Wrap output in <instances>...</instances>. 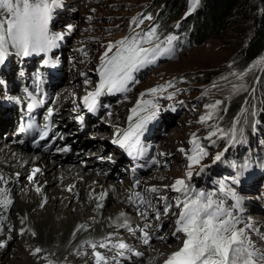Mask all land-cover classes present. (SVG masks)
Returning a JSON list of instances; mask_svg holds the SVG:
<instances>
[{
	"label": "snow or ice",
	"instance_id": "obj_1",
	"mask_svg": "<svg viewBox=\"0 0 264 264\" xmlns=\"http://www.w3.org/2000/svg\"><path fill=\"white\" fill-rule=\"evenodd\" d=\"M199 2L200 0H189V9L185 16L190 15ZM61 6L62 0H0V65L4 64L11 55L28 57L43 54L46 57L43 60V65L50 66L51 60L47 58L49 54L58 47L60 41L74 31L72 24L66 25L65 30L62 31L51 29L50 24L54 19V13ZM88 19L91 20V17ZM153 19L152 16L133 17L128 25L131 29L129 35L102 45L104 50L99 56V63L95 69L99 80L95 84L94 90L87 91L84 96L80 97V104L89 113L97 112L102 106L100 102L102 96L129 92L130 86L136 82L134 78L136 72L148 66L156 65L161 58H171L174 42L178 39L176 35L168 34L161 39L155 26L140 29L145 20ZM136 29H140V31ZM78 51L84 52L83 49H78ZM84 54L87 55L86 52ZM256 67H260V70L264 71V57H261L254 65L244 71L231 73V76L241 83L237 84L228 80L227 77H221V79L230 85L231 94L237 95L241 91H247V87L243 83L244 77ZM80 75L85 77L83 82L87 87L90 84L87 74L81 72ZM172 87L173 81H166L164 84L150 87L141 92L135 105L129 109L127 127L115 128L111 143L123 149L133 161L146 154L147 149L142 142V137L148 131L149 126L165 110L159 101L162 99L174 100L178 95L179 89L174 92L168 91ZM212 87L220 88L222 85L213 82ZM177 103L182 104L183 101H177ZM73 104L72 111L76 113L79 108L75 106V96L73 97ZM221 104V100L206 104V112L199 117L197 122L206 124L218 119L216 111ZM28 107L31 109L33 105L30 104ZM103 107L107 108L108 106L103 105ZM167 110L175 111L176 109L174 106H169ZM54 114V110L48 108L47 115L44 117L45 121L50 122ZM75 118L81 123L84 119L82 115H77ZM238 123L239 121H233L228 130L221 128L216 123L209 124V131L204 139L211 143L216 142L214 138L221 139L225 140L227 144V147L217 152L212 158V164L221 162L228 148L241 142L238 139V133L242 137L243 128H237ZM49 127L50 123H46L43 128L28 126L21 128L20 131L37 133L38 138L34 139L33 143L34 146H40L41 141L49 139ZM188 143L191 145L189 149H178L187 160V170L184 177L177 178L173 183L163 185L162 188L152 185L142 191L136 190L141 184L140 180H136L132 184L131 194L127 202L136 209V215L144 223L133 227L127 214L120 212L112 221L113 225L117 229L126 230L133 236L138 234L141 242L144 245H149L151 235L148 230L152 228V225L147 222L149 219L148 209L152 210L153 218L159 222L162 214L167 216L175 207L178 210V215L175 219V230L172 236L179 239V234H182L183 242L177 250L167 256L164 264H264V248L259 247L251 235L258 230L250 221L240 226L242 220L236 214L240 210V197L235 188L223 181L220 182L216 191L197 190L190 184L194 175V168H199L195 174L200 175L209 167V165L202 163L208 157L209 152L201 144L196 133L192 134ZM58 150L66 152L69 149L65 147ZM161 155L165 154L161 153ZM111 159L108 157V160ZM249 168V162L237 166V174L229 178L231 184L238 186L243 174ZM39 172L40 169L34 168L32 174L28 176V180L34 182V177ZM0 181L3 184L8 183L3 176H0ZM71 187L69 186V191H71ZM162 190L171 191L176 195L173 197L157 195ZM9 191L5 187H0V207H3L5 211L12 204V200L6 195ZM35 191L40 194L41 188L37 186ZM89 195L90 198H93L92 193ZM106 195V193H100L94 197L97 201V209L103 207L101 200ZM225 197L232 201L231 206L228 205ZM153 199L157 202H165L162 209L156 208ZM44 203H41L40 206L44 207ZM6 219V217L0 216V221ZM21 222L23 223V221ZM11 230L9 228V231ZM20 234H24V229L20 230ZM32 235H35V232H32ZM259 236L261 240H264V233L259 234ZM161 239L165 238L161 237ZM85 243L92 249L93 264H118V258L133 252V248L119 237L118 232L109 233L100 241H85ZM5 246L6 242L0 241V248ZM41 251L42 249L37 247L32 254L37 255ZM135 254L141 255L139 252ZM149 264H155V262L150 261Z\"/></svg>",
	"mask_w": 264,
	"mask_h": 264
},
{
	"label": "rangeland",
	"instance_id": "obj_2",
	"mask_svg": "<svg viewBox=\"0 0 264 264\" xmlns=\"http://www.w3.org/2000/svg\"><path fill=\"white\" fill-rule=\"evenodd\" d=\"M178 2H180V6L176 8L175 6ZM169 6L177 9L174 15L175 19H162V15ZM201 6L202 0H200L198 6L190 15L185 16L189 9V0H182V3L181 0H62V6L54 14V21L61 23V31L65 30V26L68 24L74 26V31L67 35L70 39H67V37L64 39L65 44L62 49H64V52H67L66 50L70 51L69 53L67 52V59L69 58L70 62L67 60L62 62V68L67 65L70 66H67V70L65 69L66 73L61 79L60 87L64 89L72 86L77 93H81L82 88L85 87L83 82L85 77L80 76V73L84 70L83 72L87 74L90 83L94 81L97 76L95 69L99 63V56L104 50L102 45L129 35L131 29L128 25L133 17L152 16L154 19L145 20L140 29H148L155 26L161 39L168 34L176 35L178 39L174 42V51L171 58H161L156 65L147 67L142 73L140 82L134 84L126 95L118 99L116 105H114V114H120V117L124 116L125 113L129 114V109L135 105L136 99L141 92L150 87L164 84L166 81H173V87L168 89V91L174 92L179 89L178 95L174 100L162 99L159 101L161 107L162 105L167 107H164L165 116L160 114L162 119L155 130V133L160 134L161 137L159 138L157 135L155 141L157 144L156 148L160 151H158L159 158L154 173H165L167 180L163 185H170L175 179L184 177V173L187 170V160L185 155L178 149H189L191 145L188 141L192 134L196 133L200 138L201 144L209 152L208 157L202 162L205 165H209V167L200 175L195 174L199 171L198 167L193 169V177H202L193 187L197 190L216 191L220 182L223 181L237 191V186L232 185L229 180L230 177L234 176V174L231 175L234 172L232 165L237 170V166L244 162H249L250 168L244 174L250 178L243 177V184L247 189L252 187L255 194L252 197H258L260 199L258 201L262 202L264 199V71H261L260 67H256L248 72L243 80L247 91H241L237 95H232L230 85H227L221 79V77H227L230 81H234L237 84L241 83V81H236L231 76V73L244 71L254 65L261 57H264V52H262L247 67L243 66L245 61L244 50L256 29L257 17L264 11L262 2L261 0H241L234 7L227 26L215 36L202 33L204 31L200 29L197 31L200 35L196 36L195 28ZM89 17H91V20L88 19ZM187 23L189 25L188 30L184 31L183 26ZM54 26L55 24L52 27ZM140 29L136 30L140 31ZM78 49H83L84 52L78 51ZM85 52L87 55L84 54ZM71 66L76 68L70 69L69 67ZM79 66L84 68L81 69V72L78 70L81 68ZM3 72L6 73L5 71ZM213 82H217L222 87L213 88ZM59 92L58 96L61 95V90ZM65 100L66 97H61L59 104H62ZM216 100L222 101L216 111L218 119L209 121L206 124L198 123L199 117L206 112L205 105L214 103ZM177 101H183V103L179 104ZM70 104L71 102H67L64 108L67 109ZM169 106H174L176 110H167ZM253 113L255 114L253 115ZM105 118L100 121L104 122V124L106 123L107 130L104 131L106 133L104 134L107 136L108 130L113 129V126L109 125L111 122L106 116ZM233 121H239L237 128H243V136L240 137L238 133V139L241 142L231 146V148L229 147L222 161L216 163L217 165H212V158L217 152L227 147V144L225 140L221 139L214 138L216 140L215 143L204 139L209 131V124L216 123L221 128L228 130L231 128ZM103 129L100 128L97 131L89 130L88 132L89 134L92 132L90 134L92 138L94 134H103ZM85 136L83 137L85 138ZM105 136H95V138L103 139L106 142L105 144H107L112 137L107 139ZM255 143L260 144L262 147L256 155L254 154ZM92 145V147L88 148L89 150L86 151V154L93 150L101 151L104 148L102 144L94 143ZM108 147L109 145L106 148ZM112 149V146L106 149L105 154L107 152L111 153ZM161 153L165 155H161ZM85 156H83L82 160H85ZM95 156L99 157L102 155L98 154ZM239 161L243 162L239 163ZM69 164L71 163L69 162ZM108 165L107 163L104 164L103 168ZM114 182L120 185L126 183L123 182L122 178H117ZM163 185L158 186L162 188ZM129 195L126 197L127 200ZM157 195L173 197L176 194L168 190H162ZM225 199L227 200V197ZM111 201L107 206L118 202L113 199ZM171 202L174 203V201ZM227 203L231 206L232 201L227 200ZM163 204L160 203L158 205L155 203L154 205L157 209H162ZM107 206L103 209L105 214L109 212ZM75 208L71 209L73 214L77 212ZM148 212L150 216L148 220L154 224L152 210L148 209ZM177 215L178 210L175 207L171 209L167 216L161 215L163 220L168 221V225H165L160 233V236L165 239H162L161 242L157 239L150 241L151 248L156 247L158 243L171 246V249L180 246L181 239L183 242V237L180 236L177 239L172 236ZM242 216L244 217L239 216L242 218V222L251 221L255 218L256 220L258 218L260 220L264 219L262 216L248 212ZM28 238L30 239V237ZM20 247H17V249L20 250ZM27 247L24 248L26 253L29 249ZM10 252L12 251H8V253ZM160 256L164 258V254H160ZM163 258H159L158 261H162ZM8 259L10 258L8 257ZM17 259V261L23 262L21 256H18ZM6 263L8 264V262L2 264Z\"/></svg>",
	"mask_w": 264,
	"mask_h": 264
},
{
	"label": "bare ground",
	"instance_id": "obj_3",
	"mask_svg": "<svg viewBox=\"0 0 264 264\" xmlns=\"http://www.w3.org/2000/svg\"><path fill=\"white\" fill-rule=\"evenodd\" d=\"M52 22L58 23V21H54V19ZM51 29L54 30V27H51ZM66 37L70 39L69 36ZM66 51L68 53L70 52L68 50ZM58 52H62L61 62L66 60L70 62L69 58L67 59L68 53L64 52V49L58 50ZM67 66L62 68L65 73ZM79 67L81 68L78 70L81 72V69L84 68L82 66ZM69 68L74 69L76 67L71 66ZM3 71L1 72V76L8 77V72L5 71L6 73H4ZM83 71L84 70H82V72ZM90 88L89 86H85L82 88L83 90L81 93H77L76 89L72 86L64 89L60 87L59 90H61V95L57 97L58 104L61 97H66V100L62 104L58 105L56 103L54 106L58 111L59 118L63 119L62 117L67 115V112L73 113V97L75 96L76 101L79 100L80 96L86 94ZM117 101V98L112 99V105H116ZM67 102H71V104L66 109L64 106H66ZM164 107L167 106L162 105L163 109ZM109 113H111V115H109ZM161 114L165 116V111H163V113L161 112ZM104 115H106L111 122L109 125L113 126V129L108 130L110 133V135L108 133L109 136H105L106 133L104 131L107 130L105 123L101 127L104 128L103 134L101 135H99V133L94 134L92 135L94 137L91 138L90 134H92V132H90V134L88 132L85 138L82 137V135L76 134L71 138H79L80 146L78 149L85 148L84 153H82L83 156L86 155L87 148L92 147L94 143L104 146L101 151L93 150L89 153V157L86 160H82L83 156H77L70 161L71 164H69L68 167H63L61 169L57 168L56 163H50L48 164L45 175L37 176L31 184L24 180V176L27 175L32 163H36L31 160L32 156H22V153L15 154V148L12 150H10V148L0 149V176H3L8 181L7 184H3V182L0 181V187H5L10 190L6 195L12 200V204L8 207L7 211H5L3 207H0V216L7 218L4 221H0V229H2V231H0V241L6 242V246L0 248V264L5 262H8V264H49V261H51V264H93L92 249L85 241H100L112 232H118L119 237L126 242L131 239L130 233H126L123 229H117L112 223L120 212H125L131 222L139 224L144 223V221L136 215L134 211L135 208L130 205L126 199L127 195L131 194L132 184L130 182L129 184L123 183V185L118 183L110 184L107 179H104L103 176L97 175L96 173L97 169H102V165L109 161L108 157L110 153L107 152L105 154L106 149H109L111 146L114 149L111 140L115 128H125L127 116L129 114L125 113L124 116L120 117V114H114L113 110H110ZM0 127L4 129L5 121L0 120ZM95 135L96 137L105 136L106 138H112L109 140V143L107 142V144H105L106 142H104L103 139H97ZM158 137H161L160 134ZM108 145L109 147L106 148ZM113 149L111 152H113L112 158L114 159L116 152H114ZM158 151L160 150L157 148L154 153L157 154ZM98 154H101L103 159H99L95 156ZM254 154L256 155L257 152H254ZM83 161L86 167L81 166L80 163ZM242 162L243 161H239V163ZM26 163H28L27 169L25 168ZM95 165H97L98 168H94ZM232 166L234 171L233 174H237L236 167L234 165ZM90 168H92V170L87 171L90 170ZM106 168L112 171L114 167L108 165ZM155 168L141 174L143 183L139 185L136 189L137 191H142L144 188L152 185L162 186L166 183L167 176H165V173H154ZM120 172L122 173V171ZM18 173L20 175H17ZM243 177L250 178L248 175L245 176V174H243ZM201 178L202 177L198 178L194 176L190 184L193 186L200 181ZM37 186L41 188L40 194H37L35 191ZM69 186H72L71 191L68 190ZM22 188L23 191H20ZM252 191V187L247 189L244 186L243 180H241L240 184L237 186L236 192L240 197V210L237 212V215L242 218L244 217L242 215L249 210L262 209L258 203L260 199H258V197H252L255 195L254 191L251 195ZM90 193H92L93 198H90ZM100 193H106L107 195L101 200L103 207L97 209V201L94 197ZM112 199L118 202L111 204V206H107L108 203L112 202ZM45 201L46 203H44ZM41 203H44V207L40 206ZM155 203L159 205L165 202H157L153 199V204ZM105 206L109 209L107 214H105V211L103 212ZM73 207H76L75 209L77 212L75 214L71 211ZM263 220L259 218L256 220L255 218L250 221L255 229L258 230V232L252 233V235H254L252 239L262 248H264V240L260 239L259 234L264 233ZM21 221H23V223ZM147 222L152 225V228L148 230L150 234L161 242L160 233L164 226L168 225V221L161 218L159 222L154 219V224L149 220ZM246 222L249 221H243L240 226H243V223ZM9 228L12 230L9 231ZM21 229H24L23 235L20 234ZM28 229H31V231H28ZM32 232H35V235H32ZM179 236L183 237L182 234H179ZM28 237H30V239ZM181 245L182 239L180 246ZM26 246L29 248L27 253L24 249ZM180 246L171 249V246L158 243L156 247L149 248L148 255H145V259L143 258L140 261L132 260L129 262L124 257H120L118 258V264H149L150 261H154L155 264H164V260L167 256ZM17 247L21 249L19 250ZM37 247L41 248L42 251L37 255H33L32 253ZM8 251L12 252L8 253ZM160 254H164V258L160 256ZM18 256H21L23 262L17 261ZM8 257L10 259H8ZM159 258H163L162 261H158Z\"/></svg>",
	"mask_w": 264,
	"mask_h": 264
},
{
	"label": "trees",
	"instance_id": "obj_4",
	"mask_svg": "<svg viewBox=\"0 0 264 264\" xmlns=\"http://www.w3.org/2000/svg\"><path fill=\"white\" fill-rule=\"evenodd\" d=\"M240 1L241 0H202V6L199 9V13L197 16L198 21L195 28V33H197V31H199L198 29H200L204 31L202 33L210 36H215V34H218L221 30H224L229 22V17L234 11V7ZM261 2L262 9H264V0H261ZM179 6L180 2H178L175 7L178 8ZM176 8H172V6H169L165 13L162 15V19H175L174 15L177 12ZM255 26L256 29L254 30L253 36L250 38L244 50V67H247V65L254 61V59L258 55L264 52V11L257 17ZM188 27L189 25L187 23L183 26V30H188ZM199 35L200 33H197L196 36ZM232 113L234 114V112ZM261 148L262 147L260 144L255 143V152L259 153Z\"/></svg>",
	"mask_w": 264,
	"mask_h": 264
}]
</instances>
